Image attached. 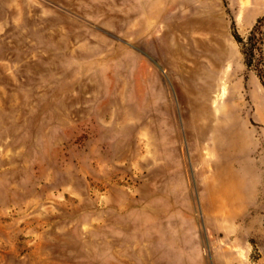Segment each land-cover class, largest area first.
I'll list each match as a JSON object with an SVG mask.
<instances>
[{
    "label": "rangeland",
    "instance_id": "obj_1",
    "mask_svg": "<svg viewBox=\"0 0 264 264\" xmlns=\"http://www.w3.org/2000/svg\"><path fill=\"white\" fill-rule=\"evenodd\" d=\"M263 16L0 0V264H264Z\"/></svg>",
    "mask_w": 264,
    "mask_h": 264
},
{
    "label": "trees",
    "instance_id": "obj_2",
    "mask_svg": "<svg viewBox=\"0 0 264 264\" xmlns=\"http://www.w3.org/2000/svg\"><path fill=\"white\" fill-rule=\"evenodd\" d=\"M264 16L257 19L252 29L245 38L234 35V39L240 47L244 64L248 70L253 71L258 77L264 89V30L262 25Z\"/></svg>",
    "mask_w": 264,
    "mask_h": 264
}]
</instances>
